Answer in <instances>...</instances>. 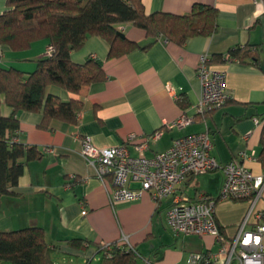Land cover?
I'll list each match as a JSON object with an SVG mask.
<instances>
[{"label": "crops", "instance_id": "crops-1", "mask_svg": "<svg viewBox=\"0 0 264 264\" xmlns=\"http://www.w3.org/2000/svg\"><path fill=\"white\" fill-rule=\"evenodd\" d=\"M142 3L147 12L175 14L189 12L193 3L214 6L218 12L217 29L211 35L192 36L180 45L162 38L151 42L141 28L120 24L116 28L130 41L140 46L151 43L112 57L108 56V42L100 35H90L79 49L71 51L70 57L76 63L91 57L98 60L104 79L81 87L76 94L56 86L47 88V92L64 100L74 97L81 101L77 121L54 119L42 128L41 110L17 113L19 130L15 141L36 146L41 155L27 162L14 193L0 196V231L41 227L46 241L58 247L52 255L56 264H72L73 257H82L89 264L87 256L99 258V247L122 238L133 247L138 260L149 264H185L189 253L217 249L211 235L171 234L165 222L168 198L157 203L145 192L139 199L111 205V176L100 178L81 155L85 138L97 147H110L124 143L130 134L147 136L161 130V135L149 141L144 150L146 156H152L168 148L177 137L208 129L210 154L219 163L243 154L241 160L253 174H264V160L260 159L264 131V0ZM5 9L6 0H0V13ZM245 44L257 47L259 66L250 60L223 59L213 63L226 71L228 98L221 107L195 113L200 95L196 73L199 56L206 53L211 58ZM47 45L46 39L33 41L25 49L0 45V64L31 72L36 60L45 55ZM0 112L5 116L12 112L3 97ZM182 113L193 117V121L176 125ZM132 147L131 154L135 155ZM222 180L223 174L217 169L188 177L181 189L191 199L202 193L217 197ZM130 186L138 187L139 183L132 181ZM227 201L233 200L218 204ZM237 202L232 217L237 223L235 231L248 208L247 201ZM215 216L230 236L225 221ZM73 238L84 239L85 248L71 246L68 241ZM120 246L127 248L125 243Z\"/></svg>", "mask_w": 264, "mask_h": 264}, {"label": "trees", "instance_id": "trees-1", "mask_svg": "<svg viewBox=\"0 0 264 264\" xmlns=\"http://www.w3.org/2000/svg\"><path fill=\"white\" fill-rule=\"evenodd\" d=\"M217 13L216 7L203 3H193L189 12L175 14L147 12L142 0H6V9L0 13V45L25 49L33 41L46 39L53 52L37 59L31 72L0 64V101L3 97L12 109L7 116L0 112V196L14 193L27 162L41 155L36 146L15 141L19 130L17 113L41 110L42 128L54 119L76 122L81 101L74 97L64 100L47 92V88L56 86L76 94L81 87L104 79L98 60L91 57L76 63L70 57L88 36H102L109 44V57L135 47L146 48L159 38L182 45L192 36L214 33ZM124 23L144 30L151 42L140 46L127 39L116 28ZM257 50L245 44L226 54L231 60H250L259 66ZM224 55L214 54L208 63L221 62ZM261 146L260 159L264 160V131ZM68 242L77 249L85 248L84 239ZM57 248L46 241L44 230L38 226L0 231V263L56 264L52 255ZM98 252L101 264L138 263L136 252L121 246H112L108 253L99 247Z\"/></svg>", "mask_w": 264, "mask_h": 264}, {"label": "built area", "instance_id": "built-area-1", "mask_svg": "<svg viewBox=\"0 0 264 264\" xmlns=\"http://www.w3.org/2000/svg\"><path fill=\"white\" fill-rule=\"evenodd\" d=\"M52 52L53 47L47 45L45 54ZM224 59L231 57L225 54ZM208 60L209 56L202 53L196 68L200 82V95L194 105L197 114L221 107L228 98L226 71L210 65ZM192 121L193 117L182 113L175 124ZM161 132L147 136L130 134L124 143L110 147H97L88 138L83 140L81 155L100 178L111 176L114 187L109 193L110 204L139 199L145 192L157 203L168 198L165 222L174 237L211 235L217 245L215 251L189 253L185 264H264V174H253L242 162L243 154L219 163L210 154L212 141L208 129L177 137L168 148L146 156L144 150L149 141H155ZM131 145L135 155L131 154ZM217 169L223 174L217 197L202 193L191 199L181 189L188 177ZM132 181L139 186L131 187ZM224 200L248 202L232 236L226 235L215 216V204ZM123 243L127 244V251H134L126 238L105 243L102 249L106 252Z\"/></svg>", "mask_w": 264, "mask_h": 264}, {"label": "rangeland", "instance_id": "rangeland-1", "mask_svg": "<svg viewBox=\"0 0 264 264\" xmlns=\"http://www.w3.org/2000/svg\"><path fill=\"white\" fill-rule=\"evenodd\" d=\"M214 182V181H213ZM216 184V183H215ZM237 201H227L224 203H219L218 202L215 204V214L221 218L223 221H225L223 224H227V229H228V234L230 236H232L234 234L235 231V224L237 223H233V213H235V211H237V206L235 204H237ZM216 249V248H215ZM57 255L55 254L54 257H56ZM99 258H97V256H87V259H89V264H101L100 262V256L98 255ZM74 261L72 264H86L83 262L82 257H73ZM70 264V263H67ZM137 264H149V263H144L141 260H138Z\"/></svg>", "mask_w": 264, "mask_h": 264}]
</instances>
